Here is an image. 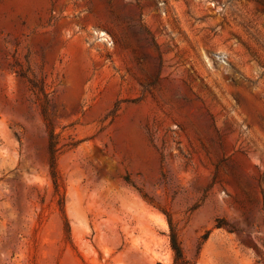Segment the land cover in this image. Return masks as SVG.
<instances>
[{"label":"rangeland","instance_id":"obj_1","mask_svg":"<svg viewBox=\"0 0 264 264\" xmlns=\"http://www.w3.org/2000/svg\"><path fill=\"white\" fill-rule=\"evenodd\" d=\"M212 1L0 0V264H264V0Z\"/></svg>","mask_w":264,"mask_h":264},{"label":"bare ground","instance_id":"obj_2","mask_svg":"<svg viewBox=\"0 0 264 264\" xmlns=\"http://www.w3.org/2000/svg\"><path fill=\"white\" fill-rule=\"evenodd\" d=\"M214 5L217 6V3L214 2ZM217 7H218L219 10L223 9L221 4H220V6H217ZM251 8L250 7H245V6H242V7L239 6L238 8H236L235 9V11H236V22L240 23V24L243 23V22H246L249 19L250 15L252 14V9ZM221 50H225V49H221ZM221 50L219 52L217 51V53H223ZM223 54L225 55L226 53H223ZM227 60L228 59H224V61H225L224 63H228ZM208 61H209V58H208Z\"/></svg>","mask_w":264,"mask_h":264},{"label":"trees","instance_id":"obj_3","mask_svg":"<svg viewBox=\"0 0 264 264\" xmlns=\"http://www.w3.org/2000/svg\"><path fill=\"white\" fill-rule=\"evenodd\" d=\"M54 146V143L52 144V147ZM54 180H55V185H57L56 178H55V172H53ZM171 243H172V248L174 249L176 256L178 258H182L183 264H187L186 260L183 258V253H182V248L180 246L179 241L176 238V235L173 233L171 237Z\"/></svg>","mask_w":264,"mask_h":264},{"label":"built area","instance_id":"obj_4","mask_svg":"<svg viewBox=\"0 0 264 264\" xmlns=\"http://www.w3.org/2000/svg\"><path fill=\"white\" fill-rule=\"evenodd\" d=\"M210 4L214 5V1L212 0H207ZM216 57L221 60V62H225L224 59H226V56L222 53H219L216 55Z\"/></svg>","mask_w":264,"mask_h":264}]
</instances>
